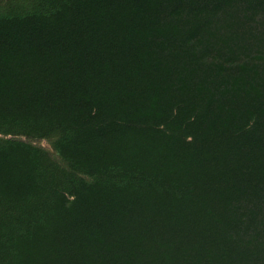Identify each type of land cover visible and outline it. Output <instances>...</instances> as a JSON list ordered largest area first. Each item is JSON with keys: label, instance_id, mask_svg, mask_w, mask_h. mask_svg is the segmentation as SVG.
<instances>
[{"label": "trees", "instance_id": "trees-1", "mask_svg": "<svg viewBox=\"0 0 264 264\" xmlns=\"http://www.w3.org/2000/svg\"><path fill=\"white\" fill-rule=\"evenodd\" d=\"M3 7L0 264H264V0Z\"/></svg>", "mask_w": 264, "mask_h": 264}, {"label": "rangeland", "instance_id": "rangeland-1", "mask_svg": "<svg viewBox=\"0 0 264 264\" xmlns=\"http://www.w3.org/2000/svg\"><path fill=\"white\" fill-rule=\"evenodd\" d=\"M2 10H4V7L3 8H0V12H2ZM40 146H44V147H46V148H48L50 150V146L46 142L40 143Z\"/></svg>", "mask_w": 264, "mask_h": 264}]
</instances>
